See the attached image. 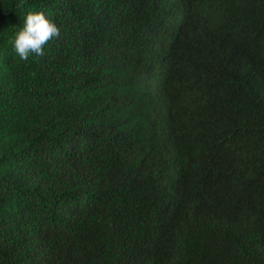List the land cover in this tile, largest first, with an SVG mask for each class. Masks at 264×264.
I'll list each match as a JSON object with an SVG mask.
<instances>
[{
    "label": "trees",
    "instance_id": "16d2710c",
    "mask_svg": "<svg viewBox=\"0 0 264 264\" xmlns=\"http://www.w3.org/2000/svg\"><path fill=\"white\" fill-rule=\"evenodd\" d=\"M0 264H264V0H0Z\"/></svg>",
    "mask_w": 264,
    "mask_h": 264
},
{
    "label": "clouds",
    "instance_id": "9594fccd",
    "mask_svg": "<svg viewBox=\"0 0 264 264\" xmlns=\"http://www.w3.org/2000/svg\"><path fill=\"white\" fill-rule=\"evenodd\" d=\"M60 37V28L45 13L26 11L22 27L15 32L12 47L21 60L44 55L45 45Z\"/></svg>",
    "mask_w": 264,
    "mask_h": 264
}]
</instances>
